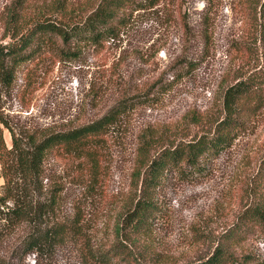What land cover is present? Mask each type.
<instances>
[{
	"label": "rangeland",
	"instance_id": "rangeland-1",
	"mask_svg": "<svg viewBox=\"0 0 264 264\" xmlns=\"http://www.w3.org/2000/svg\"><path fill=\"white\" fill-rule=\"evenodd\" d=\"M101 1L0 0V43L9 41L11 15L28 27L66 16L76 21ZM140 1L145 9L128 12L129 23L117 39L99 48L73 45L62 58L48 51L18 68L7 100L14 126L52 132L94 121L121 100L129 103L106 137L103 177L95 190L87 189L77 161L51 154L46 162L50 183L63 190L61 215H74L79 207L95 246L111 242L119 206L133 191L139 136L149 131L179 143L203 135L221 116L224 88L264 71V20L255 11L253 20L243 0ZM5 137L11 147L8 131ZM263 159L264 109L200 173L165 174L155 192L151 235L152 249L165 257L161 264L195 260L207 250L199 240L235 223L254 200ZM236 254L247 255L249 264H264V237L253 229ZM27 262L33 264L34 255ZM42 264L82 263L78 248L68 244Z\"/></svg>",
	"mask_w": 264,
	"mask_h": 264
},
{
	"label": "trees",
	"instance_id": "trees-1",
	"mask_svg": "<svg viewBox=\"0 0 264 264\" xmlns=\"http://www.w3.org/2000/svg\"><path fill=\"white\" fill-rule=\"evenodd\" d=\"M254 20H264V0H243ZM145 9L140 0H102L79 20L70 16L58 21H37L23 26L22 18L11 15L9 41L0 43V167L4 184L0 188V264H42L56 250L72 244L82 264H161L165 257L152 249V221L157 215L155 192L167 172L200 173L203 163L231 148L255 116L264 109V71L240 77L224 88L221 116L211 130L190 141L165 142L149 131L139 136L134 162L132 193L122 200L111 230V242L95 246L87 220L79 207L74 215H61L62 187L50 183L46 162L51 154L77 161L87 189L95 190L103 177V148L109 130L129 109L119 101L102 117L64 131L31 130L14 126L7 108L18 68L39 61L48 52L59 58L74 45L102 47L117 39L129 23L130 10ZM22 22V23H21ZM264 29V24L262 25ZM20 129V130H19ZM11 136V147L5 132ZM252 192L254 200L245 206L233 225L220 235L202 239L205 253L187 264H249L239 257L237 247L254 229L264 237V159ZM85 179V180H84Z\"/></svg>",
	"mask_w": 264,
	"mask_h": 264
},
{
	"label": "crops",
	"instance_id": "crops-1",
	"mask_svg": "<svg viewBox=\"0 0 264 264\" xmlns=\"http://www.w3.org/2000/svg\"><path fill=\"white\" fill-rule=\"evenodd\" d=\"M0 173H1V167H0ZM4 184V180H3V178L0 176V188H1V186Z\"/></svg>",
	"mask_w": 264,
	"mask_h": 264
}]
</instances>
